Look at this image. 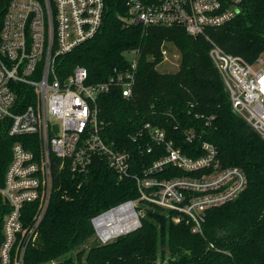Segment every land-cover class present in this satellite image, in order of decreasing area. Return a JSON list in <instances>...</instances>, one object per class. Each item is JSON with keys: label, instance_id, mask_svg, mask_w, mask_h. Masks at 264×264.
I'll return each mask as SVG.
<instances>
[{"label": "built area", "instance_id": "1", "mask_svg": "<svg viewBox=\"0 0 264 264\" xmlns=\"http://www.w3.org/2000/svg\"><path fill=\"white\" fill-rule=\"evenodd\" d=\"M242 1L124 0L123 14L117 16L143 27L180 25L196 36L233 19ZM103 11L104 0H0V138L6 134L12 139L3 172L0 166V264H24L52 193L66 184L68 175L81 184L95 156L104 158L119 179L132 175L138 192L135 199L91 218L100 243L137 228L146 206L161 208L175 222L185 219L192 231H201L207 210L235 198L247 185L241 168L221 166L210 142H202L201 154L189 155L150 122L132 139L146 152L154 143L157 156L136 173L130 172V151L103 140L98 96L111 86L132 95L138 51H127L132 55L126 57L129 65L113 68L100 81H88L81 65L66 75L57 68L58 57L97 33ZM209 55L233 111L264 139L263 53L248 63L214 44ZM5 154L0 142V165ZM133 217L134 227L113 233Z\"/></svg>", "mask_w": 264, "mask_h": 264}, {"label": "trees", "instance_id": "2", "mask_svg": "<svg viewBox=\"0 0 264 264\" xmlns=\"http://www.w3.org/2000/svg\"><path fill=\"white\" fill-rule=\"evenodd\" d=\"M123 4L104 0L97 33L57 58L61 75L81 65L88 81L95 82L115 67H127L125 53L138 51L132 95L111 86L98 96L103 140L130 151V172L136 173L157 156L154 143L146 152L132 139L150 122L189 155L201 154L202 142H210L221 166L241 168L247 185L235 198L209 208L201 231H192L185 219L175 222L161 208L146 206L136 229L106 243L93 240L87 250L83 245L94 234L92 216L138 195L132 175L119 179L104 158L95 156L81 184L68 175L66 184L52 193L24 264H264V139L233 111L209 55L214 44L248 63L264 53V0H243L233 19L196 36L180 25L126 24L117 16L123 14ZM166 42L180 53L173 72L156 68ZM0 142L6 153L3 172L12 139L5 134ZM72 251L74 256H68Z\"/></svg>", "mask_w": 264, "mask_h": 264}, {"label": "rangeland", "instance_id": "3", "mask_svg": "<svg viewBox=\"0 0 264 264\" xmlns=\"http://www.w3.org/2000/svg\"><path fill=\"white\" fill-rule=\"evenodd\" d=\"M162 53H163V59L159 64H157L156 68L162 72H171V71L173 72V71L177 70L178 65H179V61H180V53H179L178 49L176 48V46L171 42H166V43H164V46L162 48ZM263 55H264V53H263ZM125 56L127 58H131L132 55L130 53H125ZM136 204H138V206H143V203L139 202V201H136ZM171 218H172V215H171ZM93 240H96L94 238V234L91 238H89L87 240L86 244H84L83 246L86 247L88 250L90 244H92L94 242ZM74 253H75V251H72V252L68 253V256H74ZM61 258L62 257H60V259Z\"/></svg>", "mask_w": 264, "mask_h": 264}, {"label": "bare ground", "instance_id": "4", "mask_svg": "<svg viewBox=\"0 0 264 264\" xmlns=\"http://www.w3.org/2000/svg\"><path fill=\"white\" fill-rule=\"evenodd\" d=\"M136 222H137L136 218L133 217L132 221L129 222L127 225H124L121 228L120 227L119 228H113L112 231H113V233H115V232H120L121 230H128V229L134 227Z\"/></svg>", "mask_w": 264, "mask_h": 264}]
</instances>
